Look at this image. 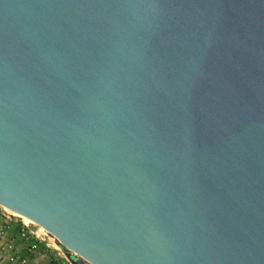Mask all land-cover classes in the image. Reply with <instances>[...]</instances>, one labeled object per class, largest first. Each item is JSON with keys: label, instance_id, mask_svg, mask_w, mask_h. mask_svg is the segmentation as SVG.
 I'll use <instances>...</instances> for the list:
<instances>
[{"label": "water", "instance_id": "obj_1", "mask_svg": "<svg viewBox=\"0 0 264 264\" xmlns=\"http://www.w3.org/2000/svg\"><path fill=\"white\" fill-rule=\"evenodd\" d=\"M0 206L71 264H264V0H0Z\"/></svg>", "mask_w": 264, "mask_h": 264}, {"label": "rangeland", "instance_id": "obj_2", "mask_svg": "<svg viewBox=\"0 0 264 264\" xmlns=\"http://www.w3.org/2000/svg\"><path fill=\"white\" fill-rule=\"evenodd\" d=\"M21 225L19 217H4L0 209V264H10L8 255L11 246L18 252L17 261L13 264H22L26 256L30 257L31 264H71L68 255L47 235L43 236L44 241L35 254L29 252V242L21 234Z\"/></svg>", "mask_w": 264, "mask_h": 264}, {"label": "built area", "instance_id": "obj_3", "mask_svg": "<svg viewBox=\"0 0 264 264\" xmlns=\"http://www.w3.org/2000/svg\"><path fill=\"white\" fill-rule=\"evenodd\" d=\"M0 209L2 211V216L7 217V218H10L12 216L10 213L6 212L2 208ZM17 217L21 219V223H22V225L20 226L21 231H22L21 234L29 242V252L35 254L38 251L39 245L43 243L44 241L43 236L46 234L41 232L39 228L32 225L30 222H27L26 220H24L23 217L21 216H17ZM0 258H2V256H0ZM17 258H18V252L11 246L10 253L8 255L9 263L10 264L16 263ZM22 264H31L30 257L26 256L22 260Z\"/></svg>", "mask_w": 264, "mask_h": 264}, {"label": "bare ground", "instance_id": "obj_4", "mask_svg": "<svg viewBox=\"0 0 264 264\" xmlns=\"http://www.w3.org/2000/svg\"><path fill=\"white\" fill-rule=\"evenodd\" d=\"M1 207V206H0ZM16 215V214H15ZM16 216H18V215H16ZM24 220H26V219H24ZM27 222H29L28 220H26ZM40 231H41V229H40ZM45 233V232H44ZM46 234V233H45ZM58 245V244H57ZM59 246V245H58ZM67 252V251H66ZM69 254H71L70 252H69ZM79 261H80V263L81 264H85L79 257H76Z\"/></svg>", "mask_w": 264, "mask_h": 264}]
</instances>
